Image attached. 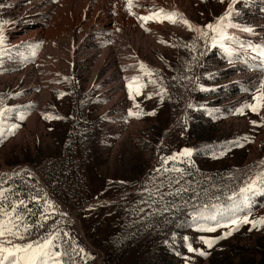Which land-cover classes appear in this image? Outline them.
<instances>
[{
	"label": "rangeland",
	"instance_id": "1",
	"mask_svg": "<svg viewBox=\"0 0 264 264\" xmlns=\"http://www.w3.org/2000/svg\"><path fill=\"white\" fill-rule=\"evenodd\" d=\"M120 1L123 24L113 13L92 38L88 18L73 33L87 0H0V218L26 205L14 243L58 234L62 264H264V226L232 224L264 218V192L233 196L264 161V108L245 107L264 90V0ZM230 4L240 28L223 46L182 23L215 24ZM160 8L183 15L139 19Z\"/></svg>",
	"mask_w": 264,
	"mask_h": 264
},
{
	"label": "snow or ice",
	"instance_id": "2",
	"mask_svg": "<svg viewBox=\"0 0 264 264\" xmlns=\"http://www.w3.org/2000/svg\"><path fill=\"white\" fill-rule=\"evenodd\" d=\"M235 3V0H233ZM129 8L132 6V0H128ZM232 12V5H229V9L225 12L224 15L219 17L215 24L209 23L206 26H196L193 25L188 19H183L182 23L194 30L197 33L198 39L205 40L206 46H208V42L210 41L211 47H216L218 44L223 46L225 42L231 41L234 39L232 35L229 34V29H237L240 28V25L233 23L230 21L229 17ZM182 13L178 11H168L163 8H160L158 12L152 13L149 15L140 16L139 19L142 21H148L149 19H155L157 22H163V19L169 20L171 23L176 24L178 20L176 17L182 16ZM163 17V19H161ZM227 21V23H226ZM7 23L5 21H0V51H3V46L5 44V35H4V27L3 25ZM245 31H251V29H244ZM211 32L212 35L209 36L208 33ZM194 47V45H193ZM229 50H231L229 48ZM134 80L138 78L134 77ZM257 101H260L258 104H250L245 105L246 108H250L252 112H257L258 109L264 108V90L261 91V94L255 98ZM6 111H12V109L0 110V123H2V119L6 114ZM243 112V109H241ZM25 117L23 115L20 116V119L23 120ZM54 118V117H48ZM253 124H256V121H252ZM19 127V125H12V129ZM3 135V133H0ZM247 137L243 138V142H247ZM233 144L235 146H243L241 140L234 141ZM230 147V145L225 146ZM192 149H184L182 153L175 154L173 156L166 157L164 159V163H167L169 160L176 161L180 156L190 157L192 154ZM261 165L260 170L250 176L245 182L244 186L240 187L238 193H233V196L237 198L239 201L247 203L250 201V197L255 195L257 191L264 192V161L259 162ZM164 171H172L181 173V177L183 176V169L171 168L164 169ZM176 184L180 183V180L177 179L175 181ZM162 186V183H161ZM186 188H177L174 195H180L182 192L187 191ZM149 194L152 195L151 189L148 190ZM157 193L160 196V199L163 200V193L159 192V188H157ZM172 194V193H170ZM4 199L3 190L0 189V201ZM19 204L24 205V201H19ZM3 207V204L0 203V208ZM26 205L20 211H17V206L15 204L12 205L11 212H4L3 218H0V264H62V256L67 253H61L57 249V245L55 243L56 240L59 239V235L49 233L47 237H41L34 241H29L25 243L15 242L16 240H24V235L21 233V226L23 227V232L28 233L29 225L25 222V218L21 215V212L26 211ZM165 211H167V206H165ZM50 218L45 215L44 219ZM242 223H249L253 228L257 226H264V218H260L259 220H250L247 215L243 217V219H233L232 224L239 226ZM43 225H37V227H42ZM206 231H215V228H207L204 229ZM235 230V229H234ZM231 232L224 233L221 237L215 238L223 239L225 236L230 235ZM5 237H11V239H4ZM205 243L209 248L213 246V239H206ZM8 244L10 246H5ZM189 251H199L198 249L192 248L191 244L188 245ZM205 253L201 252V255Z\"/></svg>",
	"mask_w": 264,
	"mask_h": 264
},
{
	"label": "bare ground",
	"instance_id": "3",
	"mask_svg": "<svg viewBox=\"0 0 264 264\" xmlns=\"http://www.w3.org/2000/svg\"><path fill=\"white\" fill-rule=\"evenodd\" d=\"M111 0H98L99 4L97 6H93L91 4V0H87L85 11L81 19L77 20L76 14L73 15V19L76 18L77 22L73 27V33L76 31V28L79 24H81L84 19L88 18L89 20L84 23L89 35L93 37L102 36L105 35V29L104 27L108 25L112 17H110L113 13L116 14V21L123 24L124 19L128 15V11H126V4L122 3L120 0H115L118 2L115 12L112 10V7L109 6ZM139 11L138 8H135L133 10V13L136 14ZM69 16V15H68ZM32 24V23H31ZM96 26V28H93ZM97 40L95 42L97 43ZM127 43V42H126ZM94 44V41L91 42V45ZM105 51V50H104ZM135 52L138 53V50H135Z\"/></svg>",
	"mask_w": 264,
	"mask_h": 264
},
{
	"label": "trees",
	"instance_id": "4",
	"mask_svg": "<svg viewBox=\"0 0 264 264\" xmlns=\"http://www.w3.org/2000/svg\"><path fill=\"white\" fill-rule=\"evenodd\" d=\"M19 184V183H18ZM17 185V184H16ZM38 185V187H40L39 186V184H37ZM17 187L18 188H23V186L22 185H17ZM40 189H41V187H40ZM40 196V195H39ZM28 198V196H26V194L25 195H23V196H21V200H23L24 202H26V199ZM42 199V200H41ZM47 199V197L44 195L43 196V194L40 196V202L41 203H43L42 201L43 200H46ZM36 215H38V213L36 214ZM36 219V221H37V218H35ZM81 242H82V244H83V246L85 247V248H87V246L85 245V243H83V240H81Z\"/></svg>",
	"mask_w": 264,
	"mask_h": 264
},
{
	"label": "water",
	"instance_id": "5",
	"mask_svg": "<svg viewBox=\"0 0 264 264\" xmlns=\"http://www.w3.org/2000/svg\"><path fill=\"white\" fill-rule=\"evenodd\" d=\"M30 168L33 169L32 166H30ZM41 182H42V180H41ZM73 217L76 218L74 215H73ZM81 232H82L83 238H84L85 242L87 243V245L92 247L91 243L87 240V238L85 236V233H84V231L82 229H81Z\"/></svg>",
	"mask_w": 264,
	"mask_h": 264
}]
</instances>
